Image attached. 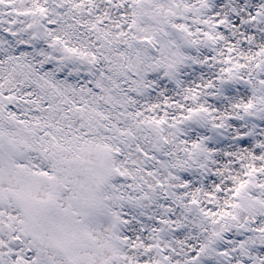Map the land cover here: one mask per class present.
<instances>
[{"label":"snow or ice","instance_id":"snow-or-ice-1","mask_svg":"<svg viewBox=\"0 0 264 264\" xmlns=\"http://www.w3.org/2000/svg\"><path fill=\"white\" fill-rule=\"evenodd\" d=\"M0 264H264V0H0Z\"/></svg>","mask_w":264,"mask_h":264}]
</instances>
